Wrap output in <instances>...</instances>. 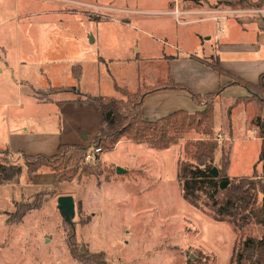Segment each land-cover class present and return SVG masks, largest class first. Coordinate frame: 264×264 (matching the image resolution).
I'll return each mask as SVG.
<instances>
[{
  "label": "rangeland",
  "instance_id": "1",
  "mask_svg": "<svg viewBox=\"0 0 264 264\" xmlns=\"http://www.w3.org/2000/svg\"><path fill=\"white\" fill-rule=\"evenodd\" d=\"M166 1L0 0V147L8 146L14 136L34 133L30 122L39 125L35 131L38 135H51L59 125L58 115L46 108L16 105L19 94L15 80L20 73H28L26 67L19 66L20 61L48 63L49 53L64 60L67 40L86 39L91 32L107 40L105 46H118L114 44L120 41L117 26L122 24L120 20L128 19L132 26L127 28L131 33L127 34L128 44L122 47L125 49L134 39L150 37L153 32L136 24L138 20H158L140 10L160 9ZM225 1L200 5L177 0V4L180 10L202 11L201 18L223 15L236 20L258 19L264 24V0L234 6ZM24 43L40 48L46 45L48 50L42 49L43 54H39L32 49L31 58ZM133 52L129 54L133 56ZM94 53L89 50L84 56L90 60L96 57ZM156 57L153 55L151 60ZM128 66L126 61L117 66L124 80L131 73ZM55 91H42L39 98ZM243 98L251 99V94ZM119 99L125 100L122 96ZM214 111L219 126L223 103L217 104ZM252 113L254 110L238 112L231 139L214 132L219 146L214 162L218 164L222 147L229 149L228 175L233 178L251 175L257 162L258 131L255 135L250 122L246 128L241 122ZM260 114L264 119V111ZM22 128L28 131L22 132ZM63 129V134L71 131L70 127ZM201 137L192 131L170 149L159 152L146 144L120 142L112 151L103 152L97 164L82 162L91 166V174L80 167L71 175L75 166L66 163L70 156L67 153L59 170L65 180L56 186L49 167L28 174L21 154L0 149L1 161L22 167L17 183L0 185V264H79L77 255L86 253H101L104 264H228L236 239L258 235L262 229L250 226L234 233L229 224L211 220L182 199L175 176L178 162L187 160L185 141ZM263 164L256 166L257 176L263 175ZM117 167L126 172L116 174ZM61 196L74 200V217L69 222L57 209Z\"/></svg>",
  "mask_w": 264,
  "mask_h": 264
},
{
  "label": "crops",
  "instance_id": "2",
  "mask_svg": "<svg viewBox=\"0 0 264 264\" xmlns=\"http://www.w3.org/2000/svg\"><path fill=\"white\" fill-rule=\"evenodd\" d=\"M205 1L215 3L225 0ZM136 11L158 17V20H138L136 24L153 32L150 37H138L141 42L134 39L125 49L122 47L128 44L127 34L131 33L127 28L132 26L128 19L120 20L122 24L117 26L120 41L114 44L118 46H105L107 40L91 32L86 39L67 40L64 60L53 58V53H49L48 63L34 61L35 59L19 62V66L22 69L27 68L28 73H20L15 80L19 94L16 105H25L31 109L46 108L58 115L59 125L51 135H38L35 131L39 130V125L30 122L31 132L34 133L14 136L9 140L8 146L0 149H7L16 154L50 157L56 154L60 144L85 145L87 148L98 135L101 119L93 104L86 101V97L119 99L121 96L115 85L128 86L135 90L142 82L154 85L158 80L167 78L168 74L176 84L184 85L195 94L211 93L216 91L220 84L230 81L228 76H219L212 68L201 63L200 60L209 61L211 56L218 58L221 68L227 73L248 83L258 84L259 76L264 74V24L261 20L228 19L223 15L201 18L199 15L202 11L195 8L189 11L180 10L177 0H167L160 9ZM175 11L182 14L177 17ZM153 24H156V27ZM23 47L31 58L34 54L32 49L38 50L39 54H43L42 49L44 52L48 50L46 45L40 48L33 43H24ZM20 48L19 45L18 49ZM165 49L172 53H166L168 51L165 52ZM89 50L95 51L96 57L87 60L84 54ZM130 50L134 51L133 56L129 54ZM78 52L80 53L75 55ZM100 53H103L104 57L99 56ZM153 55L157 57L151 60ZM145 60L149 62L145 63ZM125 61L129 62L128 68L131 72L126 80L117 70L119 63ZM67 88L69 90L65 91ZM70 88H75V92ZM50 89L57 91L47 98H39L40 92ZM222 91L220 98L218 97L220 101L217 99L214 102L215 108L221 102L224 105V116L221 115L219 126L215 111L213 112V131L216 134L220 133L231 139L235 116L243 110H254L251 116L245 117L244 120L242 118L244 128L256 115L261 116L264 126V119L260 114L264 111V105L260 107L254 101L240 102V99L248 95L244 88L236 85L226 87ZM142 102L140 116L147 122H155L178 110H201L184 90L157 89L144 96ZM63 126L66 130L70 127L71 131L63 134ZM253 128L255 135L258 131L260 145L259 130L255 126ZM21 131L26 133L28 129L22 128ZM120 142L130 141L121 140L114 147ZM216 154L217 152L214 155L215 160L218 158ZM227 176L233 178L228 175V171Z\"/></svg>",
  "mask_w": 264,
  "mask_h": 264
},
{
  "label": "trees",
  "instance_id": "3",
  "mask_svg": "<svg viewBox=\"0 0 264 264\" xmlns=\"http://www.w3.org/2000/svg\"><path fill=\"white\" fill-rule=\"evenodd\" d=\"M188 1L200 5L206 3L205 0ZM246 2L248 0L225 1L227 5L232 6ZM209 59V61H200L212 68L219 76L225 75L230 78L229 82L220 84L217 90L211 93L195 94L184 85L176 84L168 74L167 78L158 80L154 85L142 82L135 90L128 86L115 85L116 91L125 100L86 97V101L93 104L101 119V128L92 145L99 146L103 152H108L112 151L119 141L129 140L135 144L145 143L149 148L159 152L174 146L192 131L201 135L200 139H190L184 143L187 160L178 162L175 174L179 193L189 206L201 211L215 222L229 224L234 233L250 226L262 229L258 235L236 239L228 264H264V172L262 176L256 175L257 164L264 163L263 121L260 115H256L251 121V125L259 130L261 146L257 162L253 165V171L249 176H238V178L227 176L230 165L229 149L225 150L222 147L218 164L214 162V155L219 146L213 131L214 99L220 95V92L226 87L240 86L251 94V99L244 98L240 102L254 101L261 107L264 105V97L260 96L264 93V74L259 76L258 84L248 83L239 77H233L221 68L217 57L211 56ZM70 89L75 90V88ZM157 89L184 90L190 94L193 103L202 108L195 112L174 111L155 122H147L140 116L142 100L144 96ZM86 152L85 145L60 144L56 154L51 157L21 155L28 174L35 173L43 166L49 167L54 172L52 183L56 186L58 182L65 180L64 174H60L59 170L65 162L67 153L70 156L66 163H73L75 166V169L69 172L71 175L80 167L84 172L93 173L91 166L82 163ZM212 168L217 170L216 178L210 175ZM21 173L20 165L0 160V185L17 183ZM223 181L227 182V186L220 190L219 185ZM102 256L101 253H86L83 256L78 254L76 260L79 264H104Z\"/></svg>",
  "mask_w": 264,
  "mask_h": 264
},
{
  "label": "water",
  "instance_id": "4",
  "mask_svg": "<svg viewBox=\"0 0 264 264\" xmlns=\"http://www.w3.org/2000/svg\"><path fill=\"white\" fill-rule=\"evenodd\" d=\"M126 171L122 170L121 168L117 167L116 174H124ZM210 175L212 178H216L217 170L216 168H212L210 170ZM227 186V182L223 181L219 185V189L223 190ZM74 200L71 196H61L57 199V209L63 214L67 221L69 222L70 219L74 217Z\"/></svg>",
  "mask_w": 264,
  "mask_h": 264
},
{
  "label": "built area",
  "instance_id": "5",
  "mask_svg": "<svg viewBox=\"0 0 264 264\" xmlns=\"http://www.w3.org/2000/svg\"><path fill=\"white\" fill-rule=\"evenodd\" d=\"M174 14L178 17L182 13H179L177 11L174 12ZM87 152L84 156L83 162L85 164L95 165L100 159V155L103 153V150L99 146H89L86 148Z\"/></svg>",
  "mask_w": 264,
  "mask_h": 264
}]
</instances>
